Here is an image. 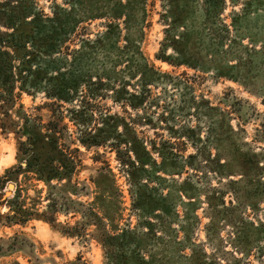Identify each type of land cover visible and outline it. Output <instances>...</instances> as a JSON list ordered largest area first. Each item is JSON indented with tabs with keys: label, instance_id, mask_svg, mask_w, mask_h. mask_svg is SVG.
Returning a JSON list of instances; mask_svg holds the SVG:
<instances>
[{
	"label": "trees",
	"instance_id": "obj_1",
	"mask_svg": "<svg viewBox=\"0 0 264 264\" xmlns=\"http://www.w3.org/2000/svg\"><path fill=\"white\" fill-rule=\"evenodd\" d=\"M165 3L161 4L160 13L165 25L164 37L155 58L174 66L202 68L185 56L191 39L183 6L185 0H165ZM202 4L207 23H216L215 28L209 30L219 49L225 43L230 47L235 38L241 39V34L230 29L235 25L236 16H232V25L226 24L221 17L226 0H202ZM248 4V0L244 2L243 14ZM147 5V0H62L61 4L51 2L49 12L45 13L35 0H0V129L3 133L14 134L18 158L17 165L7 169L3 178L17 183V176L22 175L24 180L34 178L42 182L46 186L47 201L44 211L36 212L33 204L25 206V199H17L19 189L18 197L11 201V209L3 218L13 223L41 219L65 236L93 238L104 252V264H155V254L160 252L161 246L149 244V237L158 239L162 233H167L174 217L178 216L170 195L162 191L168 180L160 174H180L185 165L192 169V164H187L186 160L202 155L205 150L199 127L179 126L180 130L172 132L176 138L184 136L192 145L194 152L184 157L175 148V141L162 140L158 146L154 139L139 136L134 126L152 127L148 116L141 115L146 102L153 101L150 89L163 83L164 78H170L156 70L140 51L143 20L138 13L146 15ZM96 19L103 20L100 22L103 29L90 36L85 24ZM121 22H134L140 27L136 30V40L123 34ZM111 47L130 48L131 54H125V62L133 64L130 75L136 74L132 77L135 83L110 80L108 72L85 71L81 67V58L88 56L91 50ZM168 47L175 57L165 55ZM242 48L245 50L247 46ZM218 57L215 55L209 61L213 63ZM120 61L121 58H117L113 66ZM245 62L241 64L239 60L244 67ZM235 63L229 65L231 75L226 76L217 68L215 76L240 81L234 73ZM22 94L32 97L42 94L48 99L50 102L43 105L49 107V118L43 121L27 113L21 103ZM108 97L114 104L122 108L129 106L137 113L125 118L99 105L100 100ZM192 104L204 116L214 109L203 97L198 102L193 100ZM220 113L224 115L210 121L208 129L211 130L212 124L222 123L229 133L233 132L229 112L220 110ZM65 118L74 126L73 132L68 130ZM222 134L221 130V139ZM72 144L86 150L108 148L115 153L118 170L125 176L130 213L137 216L133 226L130 217L122 214L125 195L108 161L92 157V161L100 165L85 178L87 182H79L77 175L83 165L78 147H71ZM238 160L239 167L247 169L252 161L257 162V156L244 153ZM181 193L187 195L186 191L179 192L180 196ZM73 196H88L89 200L79 201ZM60 213L79 215L80 219L73 224L59 223L56 220ZM90 226L93 227L91 232L87 230ZM166 247L172 257H185L189 264H216L203 250L198 252L187 235L174 240L171 248ZM186 248L190 249L189 256L183 255Z\"/></svg>",
	"mask_w": 264,
	"mask_h": 264
},
{
	"label": "rangeland",
	"instance_id": "obj_2",
	"mask_svg": "<svg viewBox=\"0 0 264 264\" xmlns=\"http://www.w3.org/2000/svg\"><path fill=\"white\" fill-rule=\"evenodd\" d=\"M35 1L37 7L45 13L49 12L51 2L62 3V0ZM245 1L247 0H234L232 3L226 0L221 17L226 24L232 25V16H236L233 22L235 25L230 26V29L242 37L235 38L230 47L225 43L219 49L209 30L210 27L214 29L216 23H207L202 0H185L183 6L187 12L186 22L191 29L185 56L200 64L202 68L199 69L185 65L174 66L155 58V54L160 52L164 37L165 25L160 13L161 4L165 0H147L146 15L138 13L143 20L140 51L156 70L170 77L164 78L163 83L158 86L151 87L153 101L146 102L145 112L141 115L148 116L152 127L135 124L139 136L154 139L158 146L162 140L175 141V148L184 157L194 150L184 136L174 137L177 135L172 132H177L179 126L201 128L200 135L205 143L202 155L186 160L187 164H192L196 169L185 165L180 174H160L168 180V184L161 182L165 185L162 191L170 195L178 216L174 217L167 233H162L158 239L149 237V244L152 242L155 246H161L160 252L155 254V264H189L185 257H172L167 253L169 249L166 247L171 248L174 240L182 239L185 235L189 236V242L197 246L195 249L198 252L203 250L216 264H264V0H248L249 4L243 14L241 9ZM233 12L237 15H232ZM102 21L96 19L85 24L90 36L103 29L100 26ZM121 28L124 35L136 40V30L140 28L136 23L121 22ZM121 43L123 41L119 45ZM243 46L247 48L243 50ZM164 52L167 56H176L171 47ZM125 54H131L130 48L91 50L88 56L81 58V67L85 71L108 72L110 80H131V83H135L132 77L136 74L130 75L133 64L125 62ZM215 55L219 59L211 63L209 60ZM119 57L121 61L113 66V62ZM239 60L241 64L246 61L245 67L239 64ZM234 63V73L239 76L240 81L215 76L217 68L226 76L231 75L229 65ZM200 97L209 100V105L214 107L206 116L192 104L193 100L198 102ZM48 102L50 101L42 94L34 97L26 94L21 96L23 109L39 116L43 121L51 114L49 107L43 105ZM99 105L125 118L129 115L134 117L137 113L129 106L122 108L114 104L110 97L100 100ZM220 110L229 112V124L233 132L229 133L222 123L212 124L211 130L208 129L212 123L210 121L224 115ZM64 122L68 123V130L73 132L74 126L67 118ZM75 146L79 149L78 155L83 165L77 175L78 181L87 182L85 178L93 174L94 169L100 165L94 163L92 157L99 156L100 160L108 161L117 184L125 195L122 214L125 218L130 217L133 226L137 222V216L130 213L127 184L125 176L118 170L115 153L108 148L86 150L77 144L71 145ZM244 153L257 156V162L252 161L247 169H241L238 165V156ZM17 163V140L13 133H3L0 129V264H104V252L93 238L65 236L58 228L41 219L13 223L3 218L11 209V201L15 196L18 197L19 189L21 192L17 199H25V206L33 204L36 212L44 211L47 204L46 186L42 182L34 178L24 180L22 175L17 176V183L3 178L5 171ZM9 185L12 187L9 188ZM182 190L187 195L181 193L180 196L179 192ZM72 198L89 200L88 196ZM79 219V215L60 213L56 221L73 224ZM92 228L90 226L87 230L91 232ZM183 255L189 256L190 249L186 248Z\"/></svg>",
	"mask_w": 264,
	"mask_h": 264
},
{
	"label": "bare ground",
	"instance_id": "obj_3",
	"mask_svg": "<svg viewBox=\"0 0 264 264\" xmlns=\"http://www.w3.org/2000/svg\"><path fill=\"white\" fill-rule=\"evenodd\" d=\"M9 188H11V186H9Z\"/></svg>",
	"mask_w": 264,
	"mask_h": 264
},
{
	"label": "water",
	"instance_id": "obj_4",
	"mask_svg": "<svg viewBox=\"0 0 264 264\" xmlns=\"http://www.w3.org/2000/svg\"><path fill=\"white\" fill-rule=\"evenodd\" d=\"M9 186H11V187H12V185H9Z\"/></svg>",
	"mask_w": 264,
	"mask_h": 264
}]
</instances>
